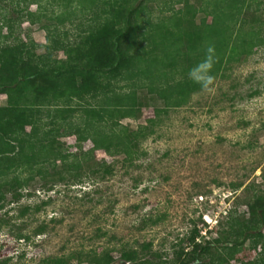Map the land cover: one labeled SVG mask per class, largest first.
Returning a JSON list of instances; mask_svg holds the SVG:
<instances>
[{
    "label": "trees",
    "instance_id": "trees-1",
    "mask_svg": "<svg viewBox=\"0 0 264 264\" xmlns=\"http://www.w3.org/2000/svg\"><path fill=\"white\" fill-rule=\"evenodd\" d=\"M17 1L23 4L17 2L14 9L17 21L0 35V94L6 95V104L0 106V194L11 193L13 200L31 184L77 180L92 160L96 162L91 174L111 175L112 164L96 160L91 149H82L89 138H100L108 155H121L122 163L132 164L138 139L152 128H129L119 124L122 119H136L148 107L186 104L209 83V77H222L231 64L264 45L262 1L193 0L195 5L191 0H175L178 8L166 5L167 14L143 20V0H57V10H49L42 0ZM30 5L36 8L26 21L45 31L43 54H35L31 40L18 53L20 38L14 32ZM0 15L3 19L6 13ZM65 24L77 31L58 32ZM58 52L64 56L59 58ZM209 60L211 68L207 69ZM87 121L92 124L85 125ZM55 128L63 129L60 135L75 136L76 152H66L55 140ZM239 186L233 184V188ZM244 203L247 210L230 213L226 229L216 238L196 242L198 230L193 228L183 239L190 245L188 258L181 260L185 253L180 247L169 264H224L226 257L215 255L212 249L222 239L229 243L231 237L257 238V245L264 238V190L248 196ZM27 210L25 206L19 213ZM43 229L39 226L36 233ZM21 237L28 238L17 235ZM142 249L148 250L149 244ZM206 254H211L208 261L203 260ZM140 257L135 249L120 250L122 262L160 263ZM113 261L110 250H78L38 264ZM241 264H264V251Z\"/></svg>",
    "mask_w": 264,
    "mask_h": 264
},
{
    "label": "rangeland",
    "instance_id": "rangeland-1",
    "mask_svg": "<svg viewBox=\"0 0 264 264\" xmlns=\"http://www.w3.org/2000/svg\"><path fill=\"white\" fill-rule=\"evenodd\" d=\"M174 1L143 0L141 20L167 14L166 5L178 8ZM258 1L264 4L254 0ZM17 2L0 0V13H6L3 19L0 15V35L16 23ZM42 2L49 10H57V0ZM35 8L30 5L15 28L20 54L29 40L35 44L36 55L45 53V31L26 21ZM63 29L68 35L77 31L70 24L57 31ZM5 104L6 95L0 94V106ZM119 124L152 128L138 139L132 164L122 163L121 155H108L103 141L93 137L82 143V149H91L96 160L112 164L111 175L91 174L96 162L92 160L75 181L31 184L21 190L18 200L11 199V193L0 194V260L38 264L78 250H110L111 264H132L120 261L119 255L121 249H135L142 260L169 264L180 247L185 253L181 260L188 258L190 245L183 239L193 228L198 230L196 242L216 238L226 229L228 215L246 211L244 200L264 190V45L231 64L222 77L212 78L186 104L144 108L138 118L122 119ZM54 132L66 152L77 151L74 135H60L62 128ZM233 184L240 186L233 188ZM25 206L28 210L20 214ZM41 225L43 231L36 233ZM18 234L28 238H17ZM255 239L231 237L229 243L222 239L212 252L225 256L224 264L248 263L264 251V238L257 245ZM143 244H149V249H142Z\"/></svg>",
    "mask_w": 264,
    "mask_h": 264
},
{
    "label": "clouds",
    "instance_id": "clouds-1",
    "mask_svg": "<svg viewBox=\"0 0 264 264\" xmlns=\"http://www.w3.org/2000/svg\"><path fill=\"white\" fill-rule=\"evenodd\" d=\"M205 67H206L207 69H210V68H211V62H210V60L205 62ZM196 82H197V83H201V81H199V80H197ZM208 82H209V83L211 82V78H210V77L208 78Z\"/></svg>",
    "mask_w": 264,
    "mask_h": 264
}]
</instances>
